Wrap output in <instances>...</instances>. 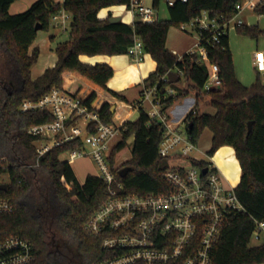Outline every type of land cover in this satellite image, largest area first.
<instances>
[{
  "label": "trees",
  "instance_id": "1",
  "mask_svg": "<svg viewBox=\"0 0 264 264\" xmlns=\"http://www.w3.org/2000/svg\"><path fill=\"white\" fill-rule=\"evenodd\" d=\"M16 1L0 0V55L11 68L9 79L0 78V177L9 178L8 183H0L7 185L6 190L0 189V199H9L15 206L12 213L0 214V241L11 236L27 240L33 246L35 264H96L114 259L120 253L103 248L102 243L107 236L120 232L94 237L86 230L89 219L113 197L170 192L164 179L170 159L162 158L159 153L165 130L160 123H150L145 109L137 120L124 124L122 138L112 149L110 163L116 177L113 185L94 175H88L81 183L72 165L63 159L67 152L82 146L81 139L53 148L38 158L40 138L29 135L28 128L50 122L52 117L47 112L20 111L23 101H35L53 88H65L66 73H76L126 102L107 87L114 75L113 68L108 64H85L81 56L127 55L138 37L145 52L157 64L155 72L144 81L145 89L156 87L164 108H171L193 92L197 98L196 114L188 119L193 123L189 130L192 140L198 144L203 131L209 129L212 134L209 156L230 146L241 168L235 193L243 210L226 215L212 264H264V241L252 245L254 231L264 223V84L259 76L251 86L239 81L229 35L223 38L221 46L206 45L208 61L202 60L198 53L178 57L167 48L172 26L180 27L203 11H209L221 22L230 21L243 0H187L186 3L178 0L168 7L167 20L132 24L111 22V12L106 18H99L102 10L128 5L130 0H63L62 3L37 0L27 11L11 15L10 7ZM160 2L153 0V7L158 9ZM61 11L72 18L69 40L57 45L56 64L34 80L32 67L39 59L40 49H30L38 36L36 27L48 30L52 17ZM254 13L264 15V4ZM236 32L256 40L264 36L258 26L245 23L238 25ZM212 64L219 67L220 85L205 91ZM169 71L182 72L180 82L185 80L187 89L163 81ZM168 88L174 89L175 94H168ZM205 97L215 110L214 115L200 110L199 101ZM86 98L93 106L97 93L92 92ZM99 113L104 123L113 124L112 104L104 103ZM129 140H133L131 158L118 166V154L128 146ZM196 165L208 163L201 161ZM124 168L130 170L121 177ZM62 178L71 184L70 189L61 183Z\"/></svg>",
  "mask_w": 264,
  "mask_h": 264
},
{
  "label": "built area",
  "instance_id": "2",
  "mask_svg": "<svg viewBox=\"0 0 264 264\" xmlns=\"http://www.w3.org/2000/svg\"><path fill=\"white\" fill-rule=\"evenodd\" d=\"M161 1L169 7L178 0ZM262 4L264 0H243L237 6V14L226 22L211 16L209 11H203L196 18L183 23L180 29L199 35L197 46L189 54L198 53L202 60L208 61L206 45L221 46L231 28L236 29L238 25L244 24L239 19L240 14L245 10L254 12ZM126 7L132 23L158 20V9L146 5L143 0H130ZM69 18L70 15L65 11L52 17L54 21H60L64 29ZM203 34H207V37ZM144 52L142 41L136 37L127 55L135 63H140L144 60ZM254 62L256 68L264 72V51L254 54ZM171 72L175 71H169L163 81L169 82L168 75ZM178 75L181 78L183 73ZM219 85V67L212 64L205 90L210 91ZM168 94H175V90L168 88ZM147 104L149 109H146ZM120 107L124 114L129 113L130 116L140 114L145 109L150 123L163 125L165 131L160 156L170 161L181 160L182 163L168 165L164 172V179L170 187L168 194L116 196L89 219L86 230L94 237L120 232L107 236L102 243L103 248L117 251L119 256L96 264H212L213 250L226 215L243 208L235 188L225 186L217 167L209 162L206 166L196 165L203 160L191 155L197 150L198 144L189 135L188 119L196 114V107L193 106L182 121L174 122L169 113L170 108H164L158 98L156 87L144 89L137 103L126 106L120 103ZM20 111L24 114L47 112L52 117L50 122L28 128L29 135L40 138L38 158L53 148L81 139L82 146L67 152L65 161L71 165L77 160L90 158L97 165V176L109 185L116 184L110 163L112 142L121 135L125 123H104L94 104H88L84 95L67 88H53L38 100H25ZM183 123L185 128L182 127ZM204 169H207L206 174H203ZM61 183L67 189L71 188L65 178L61 179ZM117 185L122 188L121 184ZM14 208L9 199H0V214L12 213ZM263 228L264 223H260L253 233V239H259ZM0 264H35L32 244L19 236L1 240Z\"/></svg>",
  "mask_w": 264,
  "mask_h": 264
},
{
  "label": "rangeland",
  "instance_id": "3",
  "mask_svg": "<svg viewBox=\"0 0 264 264\" xmlns=\"http://www.w3.org/2000/svg\"><path fill=\"white\" fill-rule=\"evenodd\" d=\"M37 0H18L14 3L9 13L11 15L21 14L27 11L33 3ZM58 3H62L63 0H56ZM146 5H152L153 0H143ZM115 17H120L124 23H131V15L126 7V5H117L111 7L109 9L102 10L99 14L100 19L106 18L109 13ZM158 19L159 20H167L169 18L168 7L165 2L161 1L158 8ZM248 17L246 19L247 25L253 23V25H259V28L264 31V15H257L251 10H247ZM245 15V16H246ZM72 23V18L67 21L66 29H64L60 25V21L50 20L49 29L48 30H40L38 32V36L36 41L34 42L33 48L37 47L40 49V56L38 61L32 67V75L33 77L38 76L41 72L49 67H51L57 61V55L55 49L58 44L67 42L69 40L70 34V25ZM229 42L230 47L233 53V60L236 75L239 80L245 86H251L256 82L258 76L264 84V72H260L254 62V54L257 51H264V36H261L258 40L252 39L246 36L239 35L236 32L235 28H231L229 31ZM169 38L173 44V46L178 47L179 45L189 46L191 45L192 50L197 46L199 42L198 34H190L188 32L183 31L178 26H172L169 31ZM172 52V51H171ZM178 56V55H176ZM183 56V55H182ZM89 57V56H87ZM144 58L153 59L149 54L144 52ZM181 57V56H178ZM103 64V63H101ZM11 75V68L8 64L7 60L0 55V78L9 79ZM180 89H187V82L185 80H181V82L176 83ZM206 91V90H205ZM195 94L191 92L188 96H192ZM187 96V97H188ZM196 98V96H195ZM208 97L200 100L199 108L203 113L213 115L215 113L214 109L208 105ZM185 99L179 101L178 105L183 104ZM197 102V98H196ZM146 109H149L147 106ZM139 117V113H135L132 121L137 120ZM115 120L119 122V119L115 117ZM182 127L185 128V123L182 124ZM211 132L209 129H205L201 135V138L198 142L197 150L193 151L191 155L197 159L216 164L219 173L222 176L223 182L227 188H232L233 186H237V180L239 178L240 167L238 160H229L228 151L231 150L230 146H224L220 148L213 156H209L208 152L211 148ZM121 140V135L115 139L114 144L118 143ZM133 140H129L128 146L118 154L117 157V165L123 166L126 164L131 158V149H132ZM213 158V161L211 160ZM65 160L66 158L63 157ZM182 161H169L168 165H179ZM72 168L78 178V180L82 183L88 175L97 176L98 168L97 165L90 158L77 160L75 163L71 164ZM225 177L229 180V182L233 185H230L225 182ZM9 178L7 175H3L0 177V183H8ZM254 241V240H253ZM256 242V241H255ZM252 242V243H255ZM72 255V253L70 254Z\"/></svg>",
  "mask_w": 264,
  "mask_h": 264
},
{
  "label": "crops",
  "instance_id": "4",
  "mask_svg": "<svg viewBox=\"0 0 264 264\" xmlns=\"http://www.w3.org/2000/svg\"><path fill=\"white\" fill-rule=\"evenodd\" d=\"M246 14H247V10L243 11V13H241L239 16V19H242L245 24H247L246 19L248 17V15H246ZM130 20L132 23V18ZM131 23H129V24H131ZM248 25L259 27L258 24L253 25V23L248 24ZM33 46H34V44H33ZM167 48L170 51H172L175 55H178V56H182L184 54H187L192 50L191 45H189V46L179 45L178 47L173 46V44L169 38V34H168V38H167ZM31 49H30V51H31ZM230 49H231V47H230ZM231 52H232V50H231ZM232 55H233V53H232ZM81 61L85 64H90V65L101 64V63L110 65L114 70V75L108 81L107 87L109 90H111L113 92H117L118 94L123 96L126 99V102H122V101L112 97L109 93L104 92L98 86H96L95 84L91 83L90 81L82 78L81 76H79L76 73H66L64 75V77L66 79L65 88L69 89L72 92L80 93V94L84 95L85 97L89 96L92 92H96L97 93V99L94 103L95 106L99 109L106 102L112 104V111L115 113L114 117H113V123H115V124L121 125V124L126 123L128 121H132L131 119L133 118L134 115L130 116L129 113L124 114V111L120 109L121 108L120 103H122L125 106L126 105H132V104L137 103L141 99L142 92L145 89L144 81L149 77L150 74L155 72V70L157 68L156 62L154 60L152 61L151 59L147 60L146 58H144V60L142 62L135 63L134 61H132L130 59V57L128 55H119V56L99 55V56H94V57L81 56ZM55 64L56 63H54L49 68H52ZM47 69L43 70L41 72V74H39L36 77H33V75H32V78L34 80L38 79L40 76L43 75V73ZM237 78H238V76H237ZM184 99H185V101L183 104L178 105V103H179L178 102V103L174 104L169 110L171 119L174 122L182 121L184 119V117L187 115V113L190 111V109L193 106H196L197 102H196V98L194 95L188 96ZM145 106L149 107V104H147ZM115 117L117 119H119V122H118V120L116 122ZM211 136H212V134H211ZM121 138H122V135H121ZM211 140H212V137H211ZM114 141L115 140H113V142H112L113 147L116 145V143L114 144ZM228 154H229V158H228L229 160H231V161L234 159L236 160L235 152H234V149L232 147H231V150L228 151ZM211 160L213 161V158H211ZM214 165H216V164H214ZM239 167H240V165H239ZM240 171H241V168H240ZM240 179H241V172L239 173V178L237 180V186L240 182ZM225 182L232 185L226 177H225ZM236 187L233 186L232 188H236ZM253 240H252V242H255V241L256 242L252 243V245H259L262 241H264V228L260 232L259 239L258 240L253 239Z\"/></svg>",
  "mask_w": 264,
  "mask_h": 264
},
{
  "label": "water",
  "instance_id": "5",
  "mask_svg": "<svg viewBox=\"0 0 264 264\" xmlns=\"http://www.w3.org/2000/svg\"><path fill=\"white\" fill-rule=\"evenodd\" d=\"M111 22H120L122 21V19L120 17H115L113 16L111 19H110ZM41 30V27L39 25H37L36 27V31H40ZM168 79H169V84H176L178 82H180V76L175 73V72H171L169 75H168ZM193 127V123H189L188 125V128L189 130ZM252 130V123L249 124V132H251ZM85 138V137H84ZM83 138V140H84ZM130 169L129 168H124L120 171V175L121 177H124L125 174L129 171ZM207 173V169H204L203 170V174H206ZM0 189L2 190H6L7 189V185L6 184H1L0 185Z\"/></svg>",
  "mask_w": 264,
  "mask_h": 264
}]
</instances>
